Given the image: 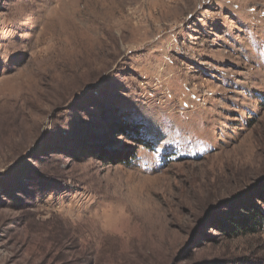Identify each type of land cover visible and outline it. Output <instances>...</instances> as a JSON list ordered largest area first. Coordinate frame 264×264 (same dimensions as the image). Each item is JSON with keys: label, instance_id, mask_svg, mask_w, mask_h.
I'll return each instance as SVG.
<instances>
[{"label": "rangeland", "instance_id": "374dc122", "mask_svg": "<svg viewBox=\"0 0 264 264\" xmlns=\"http://www.w3.org/2000/svg\"><path fill=\"white\" fill-rule=\"evenodd\" d=\"M251 188L264 0H0V264H264Z\"/></svg>", "mask_w": 264, "mask_h": 264}, {"label": "trees", "instance_id": "16d2710c", "mask_svg": "<svg viewBox=\"0 0 264 264\" xmlns=\"http://www.w3.org/2000/svg\"><path fill=\"white\" fill-rule=\"evenodd\" d=\"M136 124L123 120L117 121L115 127L120 134L132 140L136 145L151 146L152 142L139 132ZM116 158L120 164L129 165L131 163L125 156ZM242 195H248L247 199L229 205L227 212L215 219L216 229L224 231L229 237L252 234L264 226V209L255 204V201L259 200V203L264 206V188L261 190L251 188Z\"/></svg>", "mask_w": 264, "mask_h": 264}]
</instances>
